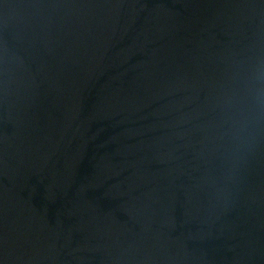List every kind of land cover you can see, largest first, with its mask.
<instances>
[{
	"label": "water",
	"instance_id": "95a60500",
	"mask_svg": "<svg viewBox=\"0 0 264 264\" xmlns=\"http://www.w3.org/2000/svg\"><path fill=\"white\" fill-rule=\"evenodd\" d=\"M0 264H264V0H0Z\"/></svg>",
	"mask_w": 264,
	"mask_h": 264
}]
</instances>
